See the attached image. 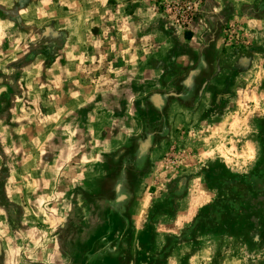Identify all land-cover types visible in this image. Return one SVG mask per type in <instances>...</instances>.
Returning <instances> with one entry per match:
<instances>
[{
  "label": "rangeland",
  "instance_id": "1",
  "mask_svg": "<svg viewBox=\"0 0 264 264\" xmlns=\"http://www.w3.org/2000/svg\"><path fill=\"white\" fill-rule=\"evenodd\" d=\"M0 264H264V0H0Z\"/></svg>",
  "mask_w": 264,
  "mask_h": 264
}]
</instances>
